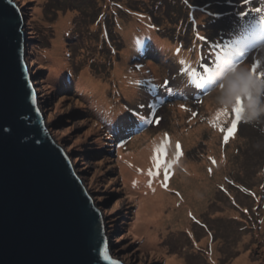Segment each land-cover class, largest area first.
Wrapping results in <instances>:
<instances>
[{
  "label": "rangeland",
  "instance_id": "obj_1",
  "mask_svg": "<svg viewBox=\"0 0 264 264\" xmlns=\"http://www.w3.org/2000/svg\"><path fill=\"white\" fill-rule=\"evenodd\" d=\"M13 1L27 16L26 59L32 66V84L45 125L53 139L68 151L79 178L95 197V205L104 215L112 255L124 264H165L175 253L182 256L178 264H264V120L251 125L241 120L235 134L225 141L224 134L234 118L233 103L227 107L229 115L217 122L225 129L217 133L218 149L210 151L209 146V133L216 127L210 121L224 108L215 102L216 90L222 89L224 79L241 65L250 70L258 61L260 70H264V0H189V5L185 0ZM38 7L43 10L42 16L35 11ZM200 7L225 16L214 20L210 15L200 24L206 17V13L196 12ZM69 12L72 16L64 27L69 29L62 38L70 69L64 78L69 82L61 83L63 78L53 82L48 69L41 67V63L51 64V57L49 62L40 60L36 50L52 48L55 28L45 24L54 25L59 14ZM111 15L114 20L107 21ZM196 15L198 18L193 19ZM130 43L135 54L128 56L136 73L127 67V73L121 74L123 80L114 73L115 64ZM185 52L190 53L189 57H183ZM224 57L221 63L225 66L221 67L218 62ZM149 63L159 73L137 79ZM85 69H90L95 81H103L101 87L82 91L75 86ZM192 69L197 75H191ZM208 69L213 77L201 83ZM135 80L140 83H133ZM126 82L138 90L133 94L135 99L123 93ZM260 85L264 88V82ZM245 88H249L247 83ZM125 108L130 109L131 118L118 120ZM138 110L136 125L133 114ZM107 122L112 123L108 126ZM199 124L210 130L188 146L185 135ZM155 138L148 154L153 157L155 149L166 141V160L172 164L168 175L174 167L178 170L173 171L175 180L169 177L165 181L161 168L155 175L157 184L148 186V176H143L149 172L148 167L157 171L154 161L145 164L140 155L136 160L134 151L129 152L135 148L141 154L147 141L151 143ZM177 142H182L178 159ZM221 155L224 161L220 163ZM185 159H196L212 178L207 197L198 206L188 204L189 186L181 174L193 173H189ZM133 173L143 181L136 182L134 177L130 181ZM191 183L201 184L202 179L197 177ZM145 186L161 188L177 197L174 205L183 208V218L189 213L190 223L182 222V217L178 222L162 218L166 222L160 226L159 237H152L156 242L149 233L138 232L141 200L150 193L142 195L147 191ZM155 226L151 223L152 230ZM207 236L206 244L200 242ZM213 245L215 253L220 252L216 260L209 254H213Z\"/></svg>",
  "mask_w": 264,
  "mask_h": 264
},
{
  "label": "water",
  "instance_id": "obj_2",
  "mask_svg": "<svg viewBox=\"0 0 264 264\" xmlns=\"http://www.w3.org/2000/svg\"><path fill=\"white\" fill-rule=\"evenodd\" d=\"M26 19L0 0V264H124L110 257L102 215L45 125Z\"/></svg>",
  "mask_w": 264,
  "mask_h": 264
},
{
  "label": "bare ground",
  "instance_id": "obj_3",
  "mask_svg": "<svg viewBox=\"0 0 264 264\" xmlns=\"http://www.w3.org/2000/svg\"><path fill=\"white\" fill-rule=\"evenodd\" d=\"M71 19V17L69 18V20L67 22H69ZM67 22L65 24V26H67ZM64 26V27H65ZM69 28H64L61 36L62 38L65 37V31L68 30ZM64 39V38H63ZM66 41V39H65ZM64 46L61 47H57L55 50H53V56L51 57V64L55 65V66H59V67H63L64 64H67L69 67V63L67 61V57L64 54ZM50 49V48H49ZM52 49V48H51ZM50 49V50H51ZM135 54V50L131 49V43L129 45L126 46L125 52L122 54L121 57V61L117 62L115 64V71L114 73L118 76H121V74L127 73V67H129V71H131L132 73H136L134 68L131 66L130 64V59L131 57H129V54ZM189 52H185L183 54V57H189ZM46 62H49L48 59H46ZM222 61H219V63H221ZM221 67L225 66V63H221L220 64ZM82 73L84 74L85 77H91L92 81H93V86L91 88L88 89H84L82 88L79 84H78V80H75V86L82 91H88L90 89H98L99 87H101V82L99 79H97L95 81V77L94 75L91 73L90 69H85L82 71ZM159 70L157 69V67H155L153 65V63H149L146 65L145 70H143V72L141 74H138L137 79H139L140 77L146 76V75H153V74H158ZM81 75V74H80ZM68 76V70H64L62 71L59 75L56 74H51L50 79L53 80V82H56V80L58 78H63ZM70 76V73H69ZM80 77V76H79ZM159 77V76H158ZM121 78L124 80L125 77L121 76ZM61 83H67L69 82V79H65V81H60ZM125 82V81H123ZM194 85L197 87L196 83L194 82ZM123 93L126 94L128 97H133V94L138 93V90H136L135 88H127L126 86L123 87ZM204 89H202L201 91H203ZM210 100V99H209ZM216 117H213V119H215ZM217 122H220V119L217 120ZM207 130H210L207 126H205L204 124H199L197 125L195 128H193L188 134L185 135V139L187 142V145L190 146L193 143H195L197 137H199L203 132H207ZM213 132H210V144L209 146L211 147L210 151H214L217 150V143H218V132L220 131V127H214L213 129H211ZM174 136L177 138L178 135L176 133H174ZM256 139V137H255ZM156 141V138L151 142L148 143L146 148L142 150V153L140 154L139 151H136L135 148H133L129 153L131 154L132 151H134V156L136 158V160H139L140 157H137V155L141 156V159L143 161V163L151 165L153 159L152 157L149 155V151L152 149V147L154 146V142ZM165 144V142H162L161 145ZM180 145H182V142H180ZM149 153V154H148ZM147 154L149 155V158L147 156ZM184 156V155H182ZM131 159H133V157H131ZM218 159L220 160V163L224 161V157L218 156ZM185 161L187 162V167H188V171L189 173H193V176H189V174L187 173H182L181 177L183 180L187 181L188 184V193H189V202L188 204L190 205H196L198 206L199 204H202L207 195H206V191L210 190V185L212 183V178L209 177V175L206 173H204V171L201 169V167L203 168V165L199 166V163L196 161V159H185ZM149 172L152 170L151 167H148ZM174 170H178V167H174L171 174L169 175L170 179H174L175 180V174H174ZM219 170V169H218ZM191 171V172H190ZM211 171V170H209ZM149 172L146 173V175L143 176L147 177V179L145 180V182H148V186H151V184L156 183L158 180L157 176H150ZM220 171L216 172V177L217 178L219 175ZM133 173L131 175L130 181L135 180L136 182L138 181H143L142 178H138L136 175ZM152 177V178H150ZM201 178L202 179V183L198 184V185H192L191 182H194L196 180V178ZM189 181V182H188ZM157 184V183H156ZM202 185H206V190L202 187ZM145 186L143 189L147 190L145 192L142 193V195L144 193L150 192L148 193V195L142 198L141 200V204H140V208L138 210V223L136 224V230L140 233H149L150 237L152 238H157L160 235V226H162L163 224H165L166 220H162V218L164 217H169L172 218L173 221H177L179 220V217H182L184 222L185 220L188 221V224L190 223V219L191 216L186 214V218H183V208H176L175 207V203H178V198L175 197L174 195H170V193L166 192L165 190L158 188V189H152V187H148ZM228 210L232 211L233 209L229 208ZM149 215L151 217V219L149 218ZM192 220V219H191ZM151 223H154V225H158L155 226L154 229H151ZM152 238V239H153ZM207 238H209L208 236L205 238H202V240L200 242L202 243H207ZM154 240V239H153ZM155 241V240H154ZM156 242V241H155ZM213 254L212 257L214 260H216V258L218 259V254L215 253L214 249H215V245H213ZM180 257L182 256H176V255H171L169 258L168 263L169 264H178L179 262H182V259H180ZM174 258V259H173ZM167 263V264H168Z\"/></svg>",
  "mask_w": 264,
  "mask_h": 264
},
{
  "label": "clouds",
  "instance_id": "obj_4",
  "mask_svg": "<svg viewBox=\"0 0 264 264\" xmlns=\"http://www.w3.org/2000/svg\"><path fill=\"white\" fill-rule=\"evenodd\" d=\"M247 1L253 2V0H247ZM46 2H47V0H37L38 4H45ZM19 8L22 9V7H19ZM35 11L38 14H40V16L43 15L42 8L38 7V8H36ZM199 11L202 14L203 13H206V14L214 13L212 10H209V9L205 10V9H202L201 7H200ZM211 15H212L214 20H217L219 17L221 18L223 14L221 16L216 15V14H211ZM71 16H72L71 12H69L67 15L59 14L54 25L45 24V27H54L55 28V35L50 40V43L52 45L51 50L49 48H42V49L36 50L37 54H38V59H40V60L48 59V58L53 56V50H55L57 47L62 48L64 46V42L62 40L61 33L64 29L66 22L69 20V18ZM223 16H225V15H223ZM209 18H210V15L207 16V18H205L206 20L204 19V21H200V24H204ZM35 19H37V16H33V20H35ZM197 30H201V29L198 28ZM25 33H27V31ZM200 35L202 36V34H200ZM27 46H28V42L26 44V50H27ZM41 67L47 68L49 71V74H56V75H59L64 70L70 71L67 64H64L63 67H59V66H55L52 64H48V63H41ZM27 69H28L29 74L31 75L32 74L31 73L32 66H30L29 61H28ZM77 82L84 89H88V88H91L93 86L92 78L90 76L85 77L83 73H81ZM245 83H247L249 85L248 89L245 88ZM223 85L224 86L222 89L218 88L216 90L215 102L217 105L222 106V107H229L235 102L237 95H243L245 98H244V111L242 114V120L247 122L246 124H248V125H251V123H254V122L259 121V120H264V88L261 87L260 82L257 81L255 77L251 76L250 70L246 65H241L240 67H238L235 70H233L232 72H230L229 75L224 79ZM249 90L251 92L250 96H248ZM36 94H37V91H36ZM89 95H91V93H89ZM130 98L135 99L134 97H130ZM123 111L124 112L122 113L121 117L118 120L123 119L125 117H128L130 119L131 118L129 116L130 109L127 110L125 108ZM138 112H139V110L135 114H133V117L136 114H138ZM135 118L136 117H134V120H137V118L136 119ZM110 121L113 122V121H115V119L110 120ZM137 121L135 123L136 125H137ZM112 122H107L106 124L109 126V124ZM111 129H113V127ZM113 133H114L113 135L115 136L116 133L114 131H113ZM125 134L126 133L121 134L120 137L122 138L123 136H125ZM252 137H254V139H255V136L252 135ZM115 138H117V137L115 136ZM110 139L115 141L114 138L110 137ZM54 141L56 142V140H54ZM148 142H149V140L147 141V144H148ZM56 144L59 145L57 142H56ZM59 146L62 147L61 145H59ZM62 148L66 151V153L69 156L68 151L64 147H62ZM69 158L71 159L70 156H69ZM72 163H73V161H72ZM76 175L79 178L77 172H76ZM79 180L83 184L84 188L86 189V185L81 180V178H79ZM86 191L93 198V195L91 194V192L89 191L88 188L86 189ZM94 199H95V197L93 198V200ZM94 202H95V200H94ZM99 211L102 215L103 224H105L104 223V221H105L104 215H103L101 210H99ZM105 232H106V228H105ZM210 234H212V233H210ZM106 241H107V247H108V252H109L110 257L119 260L118 258H116L112 255V250L110 249V244H108V235L107 234H106ZM208 247L210 249V246H208ZM212 250L213 249H211L210 251H212ZM209 254L212 255V253H209ZM219 254H220V252H219ZM174 255L178 256V254H176V253ZM170 256L171 255H169L168 257H170ZM166 263H167V261H166Z\"/></svg>",
  "mask_w": 264,
  "mask_h": 264
},
{
  "label": "snow or ice",
  "instance_id": "obj_5",
  "mask_svg": "<svg viewBox=\"0 0 264 264\" xmlns=\"http://www.w3.org/2000/svg\"><path fill=\"white\" fill-rule=\"evenodd\" d=\"M181 63H183V61H181ZM137 67H140V65H137ZM261 69V65L260 63L254 62L251 65L250 68V74L251 76L258 78V80L260 82H264V70H260ZM205 73H207L206 76L201 78V83L206 82V80H209L213 77V73L211 72L210 69H208ZM191 75L195 76L197 75V72L195 69L191 70ZM51 76V74H50ZM133 83L135 84H139L140 80H135L133 81ZM32 99L35 102L36 101V94L33 93L32 94ZM243 101L244 98L242 96H237L234 104L232 105V113L234 114V118L231 119V125L230 127H228L226 129V135H224V140L227 141L229 140V138L231 136H233L235 134V130L237 129L238 126V122H240L242 120V113L244 111V105H243ZM77 103H79V101H77ZM228 108L224 107L221 108L220 110L217 111L216 113V118L213 121H210V123H213L214 126L219 127V124L217 123V120L221 117V116H228ZM156 123H159V120H156ZM221 132H225L224 128H220ZM166 141L165 144L158 146L155 149V155L152 157L154 164H155V168L157 169L156 172H149L150 176H154V175H158L159 174V170L161 168L164 169V173H163V178L165 181H167L169 179V175H168V169L172 166L171 162H168L166 160ZM181 145L179 142L176 143V158L178 159L181 156ZM213 163H215V161H213ZM135 183V182H134ZM165 187H167V184L164 185Z\"/></svg>",
  "mask_w": 264,
  "mask_h": 264
},
{
  "label": "trees",
  "instance_id": "obj_6",
  "mask_svg": "<svg viewBox=\"0 0 264 264\" xmlns=\"http://www.w3.org/2000/svg\"><path fill=\"white\" fill-rule=\"evenodd\" d=\"M136 1V0H135ZM142 1V0H141ZM135 11H139V10H135ZM107 21L111 20L113 21L114 20V16L111 15V16H108V18L106 19ZM109 27L111 28V26L109 25ZM111 31H112V28H111ZM110 31V32H111ZM43 73V72H42ZM247 123V122H246ZM102 141V140H101ZM105 141V140H104ZM223 146L225 147V144H223ZM98 155H101L100 153ZM262 157V156H261Z\"/></svg>",
  "mask_w": 264,
  "mask_h": 264
}]
</instances>
